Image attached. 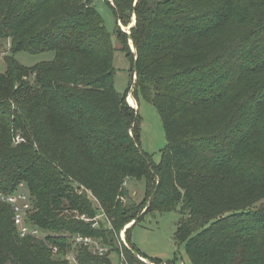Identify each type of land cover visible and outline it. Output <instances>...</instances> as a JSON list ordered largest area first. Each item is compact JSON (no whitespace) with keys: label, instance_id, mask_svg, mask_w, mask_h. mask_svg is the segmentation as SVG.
<instances>
[{"label":"trees","instance_id":"16d2710c","mask_svg":"<svg viewBox=\"0 0 264 264\" xmlns=\"http://www.w3.org/2000/svg\"><path fill=\"white\" fill-rule=\"evenodd\" d=\"M94 1L0 0L11 51L0 73V189L24 182L29 220L46 232L20 237L11 206L0 204V264H65L67 234L119 252L135 219L129 264H147L136 253L165 264L136 248L131 229L152 208L177 205L176 237L192 264H264V0H107L133 62L132 96L151 101L164 123L158 165L141 147L130 92L114 88L113 37ZM134 12L127 34L121 24ZM19 51L54 57L26 66ZM131 178L146 179L143 212L125 201ZM102 211L111 227L82 218ZM78 259L113 264L87 247Z\"/></svg>","mask_w":264,"mask_h":264},{"label":"rangeland","instance_id":"374dc122","mask_svg":"<svg viewBox=\"0 0 264 264\" xmlns=\"http://www.w3.org/2000/svg\"><path fill=\"white\" fill-rule=\"evenodd\" d=\"M94 4L103 18L106 29L113 37L112 82L116 91L124 95L130 92L132 88L133 62L116 37L118 23L110 3L107 0H95ZM136 21V13H131L129 23L127 25L121 24V29L127 34H131V28L136 25ZM128 43L132 51H134L133 40L129 39ZM9 54H11L10 40L0 38V73L7 68L5 57ZM15 57L26 66H34L41 61L52 59L54 52L32 54L27 51H19L15 53ZM134 107H137L139 114L138 131L141 147L152 163L158 165L162 161L163 150L167 145V136L162 117L156 106L141 94L138 95V103ZM14 127L16 126L14 125ZM16 140L21 141L17 137ZM126 186L130 192V198L125 201L127 203L132 200L136 201L142 207V212L145 211L147 209L145 205L149 197L146 196V179L131 178ZM92 199L94 200L93 197ZM180 208V205L174 208L155 207L143 214L141 220L131 229L130 237L131 242L142 254L150 259H159L165 264H192L185 249V242H180L176 237L177 225L181 217ZM98 220V226L102 222L106 226L108 225L107 227L111 225L109 217L100 215ZM52 233L61 235L63 232L55 231ZM113 264H122L121 259L115 254L113 255Z\"/></svg>","mask_w":264,"mask_h":264},{"label":"built area","instance_id":"2783aa9c","mask_svg":"<svg viewBox=\"0 0 264 264\" xmlns=\"http://www.w3.org/2000/svg\"><path fill=\"white\" fill-rule=\"evenodd\" d=\"M17 139L23 140V138H21L20 136H17ZM127 182L128 181L126 180L125 185L127 184ZM2 203L9 204L11 206L13 212L12 220L20 237L24 238L31 236L34 238H43L46 235V232H44V230H42L37 225L32 224L29 220V216L34 209V203L29 188L24 182H20L17 189L12 193H8L0 189V204ZM100 215L102 217H108L106 212L102 211L94 218H88L85 215H83L82 218L87 221H90L91 219L94 220L93 225L95 227H98V219L100 218ZM109 227H111V225ZM127 228L128 224L122 229L119 237L117 238V242L120 248L119 252H111L110 246L108 244H105L101 238L92 235H84L81 233L68 235V237H70L71 247L63 255V258L66 261L65 264H80L78 259V251L80 247H87L89 251L96 255L109 254L112 259L113 255L115 254L121 259L122 264H129L124 251L125 247L130 246L126 237ZM52 250L54 254H58L60 251V247L55 245L52 247ZM137 256L147 264H155L140 255Z\"/></svg>","mask_w":264,"mask_h":264},{"label":"water","instance_id":"95a60500","mask_svg":"<svg viewBox=\"0 0 264 264\" xmlns=\"http://www.w3.org/2000/svg\"><path fill=\"white\" fill-rule=\"evenodd\" d=\"M134 52H136V48H135V46H134ZM137 68V66H135V69ZM135 79H136V76H135ZM135 82V81H134ZM133 90H134V84L132 85V88H131V90H130V96H132V93H133ZM133 106V105H132ZM135 108H137V107H135ZM137 219H135V220H133L132 221V224L136 221ZM131 224V225H132ZM130 225V226H131ZM137 255H139L138 253H136Z\"/></svg>","mask_w":264,"mask_h":264},{"label":"bare ground","instance_id":"6f19581e","mask_svg":"<svg viewBox=\"0 0 264 264\" xmlns=\"http://www.w3.org/2000/svg\"><path fill=\"white\" fill-rule=\"evenodd\" d=\"M128 100H130L131 101V103L132 104H136L137 103V101H136V99L133 97V96H128ZM135 106V105H134ZM132 224V222L128 225V227L130 226Z\"/></svg>","mask_w":264,"mask_h":264}]
</instances>
